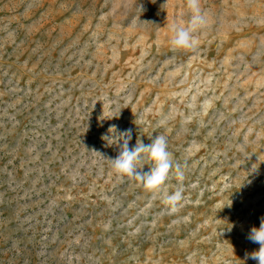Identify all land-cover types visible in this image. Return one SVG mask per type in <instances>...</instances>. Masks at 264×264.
<instances>
[{
  "label": "rangeland",
  "instance_id": "1",
  "mask_svg": "<svg viewBox=\"0 0 264 264\" xmlns=\"http://www.w3.org/2000/svg\"><path fill=\"white\" fill-rule=\"evenodd\" d=\"M199 6L173 50L187 0H0V264H256L264 0ZM113 125L167 138L178 213L95 153L118 155Z\"/></svg>",
  "mask_w": 264,
  "mask_h": 264
},
{
  "label": "clouds",
  "instance_id": "2",
  "mask_svg": "<svg viewBox=\"0 0 264 264\" xmlns=\"http://www.w3.org/2000/svg\"><path fill=\"white\" fill-rule=\"evenodd\" d=\"M187 7L191 11L187 26L173 25L172 27L173 35L170 44L173 50L194 48L196 41L193 34L207 23L205 15L200 11L199 0H187ZM113 130L115 137L118 138V155L115 158H106L99 152L95 153L111 163L112 170L118 179L123 180L125 177L138 179L145 192L151 193L153 198L161 199L165 205L164 212L168 215L178 213L185 201L184 188L177 186L176 190L169 194L166 191V181L170 179V173L173 170L178 181L183 180L184 173L180 164L173 163L172 154L168 151L167 138L164 135H156L148 144L137 138L135 145L129 147L132 130L127 129L117 134L116 126L113 125L109 129L111 135L102 138L108 145L113 140ZM145 166H148L146 172L142 171ZM247 239L253 244H258L259 248L246 253L244 261L250 259L256 264H264V217L260 219L258 228L250 229ZM188 259L191 261V256Z\"/></svg>",
  "mask_w": 264,
  "mask_h": 264
}]
</instances>
